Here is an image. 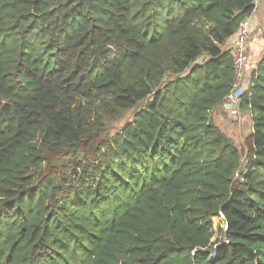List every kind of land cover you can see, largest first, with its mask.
I'll return each mask as SVG.
<instances>
[{
    "label": "trees",
    "instance_id": "16d2710c",
    "mask_svg": "<svg viewBox=\"0 0 264 264\" xmlns=\"http://www.w3.org/2000/svg\"><path fill=\"white\" fill-rule=\"evenodd\" d=\"M255 8L0 0V264H264V55L246 153L213 116Z\"/></svg>",
    "mask_w": 264,
    "mask_h": 264
},
{
    "label": "built area",
    "instance_id": "2783aa9c",
    "mask_svg": "<svg viewBox=\"0 0 264 264\" xmlns=\"http://www.w3.org/2000/svg\"><path fill=\"white\" fill-rule=\"evenodd\" d=\"M249 38V22L246 19L241 23V26L233 39L232 48L234 50L236 71L235 81L231 93L223 103L224 106H229V109L234 116H237V114L241 112L243 95L251 82V76L247 74V47H249Z\"/></svg>",
    "mask_w": 264,
    "mask_h": 264
},
{
    "label": "rangeland",
    "instance_id": "374dc122",
    "mask_svg": "<svg viewBox=\"0 0 264 264\" xmlns=\"http://www.w3.org/2000/svg\"><path fill=\"white\" fill-rule=\"evenodd\" d=\"M249 31L251 34V27L249 25ZM249 52V47H247V54ZM263 55L260 57V61L262 60ZM260 63V62H259ZM249 76H252V73H248ZM214 120L218 124V126L221 128L223 133L229 137L234 143H236L239 148L243 151V153L247 152L249 142V134L252 132V123L250 119L249 110L243 109L241 112L237 114V116H234L231 113V110L225 108L222 104L218 105L213 113ZM245 157V156H243ZM217 223V228L220 231V228H222V225H220V221L218 219H215ZM222 224V223H221ZM219 225V227H218ZM221 236V232H219Z\"/></svg>",
    "mask_w": 264,
    "mask_h": 264
},
{
    "label": "crops",
    "instance_id": "0c3cea01",
    "mask_svg": "<svg viewBox=\"0 0 264 264\" xmlns=\"http://www.w3.org/2000/svg\"><path fill=\"white\" fill-rule=\"evenodd\" d=\"M247 20L251 27L247 69L251 74L257 69L260 57L264 55V0H256L255 12ZM233 37L229 39L227 47H232Z\"/></svg>",
    "mask_w": 264,
    "mask_h": 264
},
{
    "label": "clouds",
    "instance_id": "9594fccd",
    "mask_svg": "<svg viewBox=\"0 0 264 264\" xmlns=\"http://www.w3.org/2000/svg\"><path fill=\"white\" fill-rule=\"evenodd\" d=\"M234 38V37H233ZM224 106V105H223ZM225 108L229 109V106H224ZM230 110V109H229Z\"/></svg>",
    "mask_w": 264,
    "mask_h": 264
}]
</instances>
